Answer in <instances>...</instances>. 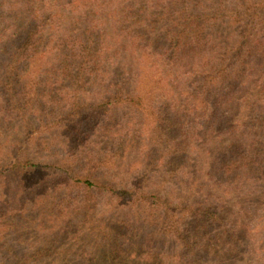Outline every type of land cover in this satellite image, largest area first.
<instances>
[{
  "label": "trees",
  "instance_id": "obj_1",
  "mask_svg": "<svg viewBox=\"0 0 264 264\" xmlns=\"http://www.w3.org/2000/svg\"><path fill=\"white\" fill-rule=\"evenodd\" d=\"M3 7L11 10L15 22L0 20V113L5 110L28 124L30 116L55 102V123L64 127L70 123L77 133L81 123L94 116L126 107L138 115L135 124L149 129L147 138L156 147V160L169 165L167 177L179 174V179L186 177L192 183L183 199L204 188L202 192L216 193L217 204L215 208L170 205L145 192L140 181L100 180L111 170H104L102 153L85 147L90 142L82 132L76 134L78 150L67 159H75L73 165L78 160L87 165L84 173L68 161L61 165L57 157L37 162L15 146L13 157L0 155V180L9 174L32 177L39 171L41 179L56 177L57 189L64 185L65 190L80 189L81 200L87 204L97 196L124 208L130 204L137 218L159 225L154 231L164 237V243L172 242L169 256L186 259L181 258L182 264H199L202 254H211V242H223L221 252L228 253L219 254L216 264H256L253 253L262 248L254 247L264 245L262 226L258 228L251 218L239 225L234 214L228 213L222 193L230 188L248 200L252 197L244 215L259 219L260 210L264 219V0H0ZM42 18L55 26L53 44L38 30L25 31ZM101 18L125 24L120 39L111 40L104 31L94 29ZM158 26L163 32L160 41L152 36ZM143 54L154 57L155 80L138 87ZM112 63L121 64L129 76L123 80L117 74L105 77ZM87 84H104L99 102L84 104L79 93ZM159 125L167 133H156ZM128 139L124 135L114 142L118 152L128 146ZM221 175L226 182L220 183ZM19 190L9 198L15 202L5 204L4 213L23 205L16 196ZM254 196L259 200L253 202ZM130 220L125 216L119 221L127 226ZM211 227L215 233L213 228L209 231ZM154 231L149 233L155 235ZM252 234L256 238L239 254L237 244L245 237L251 240ZM234 257L233 262L227 260ZM256 258L264 264L263 256Z\"/></svg>",
  "mask_w": 264,
  "mask_h": 264
},
{
  "label": "rangeland",
  "instance_id": "obj_2",
  "mask_svg": "<svg viewBox=\"0 0 264 264\" xmlns=\"http://www.w3.org/2000/svg\"><path fill=\"white\" fill-rule=\"evenodd\" d=\"M10 11L7 7L0 9L2 24L15 22ZM45 14L48 16L49 12H45ZM107 20L101 18L102 23L97 21L94 29L104 31V37L111 40L120 39L119 36L125 24L112 23L113 18H107ZM67 27L70 28V26ZM158 28L159 26L152 36L160 41L163 32ZM53 29L55 26L49 24V20L46 18H42L36 24H30L28 28H25V31L38 30L39 36L43 35L46 40H50L48 43L53 44L55 42V36H52L55 33H53ZM139 30L143 32L142 29ZM146 31L148 33L149 29ZM153 58L148 59L145 54L142 55L138 87L154 82L155 78L152 76L154 68L151 65ZM133 67L136 68L135 65ZM102 72L104 71L102 70ZM107 72V75L105 72L103 74L110 79L115 74L121 75L120 80L129 76L124 73L121 64L116 66L112 63L111 69ZM136 84L134 83V85ZM104 89V84H99V86L87 84L86 89H83L79 94L84 104L91 105L100 101V95ZM53 90L55 94V87ZM162 108L165 107L161 104L160 109ZM3 112L0 113V155L5 152V156L13 157L16 146V148L20 147L24 153L36 158L37 162H52L57 157L58 163L61 165L68 161L76 170L84 173L87 165L79 160L73 165L75 159L70 161L67 159L68 156H71L70 154L73 155L75 150H78L77 143L79 141L77 142L76 136L78 135L76 134L82 132L83 138L84 136L88 137L90 142V145L85 147L93 152L102 153L104 155V170H111L109 174H102L100 180L121 184L140 181L145 192L149 195L155 194L156 198H163V201L170 205L180 202L193 204L194 207L209 205L215 208L214 204H217L214 197L216 193L202 192L204 188L201 191L194 190L192 197L187 200L183 199V196L188 195L189 191L187 190L192 183L187 182L186 177L179 179V174L173 178L167 177L166 170H169V165L163 166L162 162L156 160L158 153L155 152L156 147L147 138L149 129L135 124V118L138 119V115L126 107H113L111 112H108L109 115L103 112L102 116H94V119L81 123L82 127L77 133L73 132V126L70 123L67 127L62 126L60 122L55 123V119L58 120L57 117L55 118V102L50 103L44 112L38 111L37 114H33L35 116H30L28 124L17 118H12L11 113ZM122 120L123 125H118ZM108 128H111L109 132H107ZM127 128L128 132H126ZM154 131L159 134L167 133L165 128L161 130L160 125ZM124 135L131 141L127 142L128 146L118 152L119 145H115L114 142L119 141V138L122 139ZM135 141L137 142L132 147ZM83 143L86 144L84 141ZM114 151L118 152L117 156L113 155ZM195 163L191 162L190 164ZM113 176L114 178H112ZM220 177L223 178L220 183L226 182L224 175ZM56 181H58L56 177L48 178V180L41 179L39 171L36 176L32 177L25 174L21 179V176L16 178V175L9 174L6 180H0V264H182V257L172 258L169 256L173 251L172 242L167 240L164 243V237L155 232L159 225L156 222L152 223L137 218L133 213L134 208L129 207L130 204L124 208L125 206H119L116 203H105V198L100 196L96 197L94 203L87 204L81 200L84 193L80 189L65 190L64 184L57 189ZM193 186L195 189V185ZM221 188L224 192L225 188ZM16 189H20L16 196L23 205L15 212L5 211L4 213L5 204L15 202L9 198L15 197ZM219 189L220 186L216 188V192ZM235 194V191L230 188L226 193H222L225 197L224 200L227 201L226 208L227 211H230L228 213L234 214L239 225L244 222L247 224L248 221H251L250 218L257 221V227L262 226L261 234L264 236V219L263 215L262 220L260 219V210L257 211L259 219L254 215L253 217L244 215V209L247 206L250 207L252 197L248 200L246 198L248 196L241 193ZM9 195L11 196L9 197ZM18 200L16 199V203L19 202ZM258 200L259 198L254 196L253 202ZM220 211L227 214L223 209ZM261 212V214L264 213L263 210ZM125 216L126 219L131 218L127 226L126 223L123 224L119 221ZM212 228L214 229L211 227L209 231ZM150 231H154L155 235L149 233ZM253 235L251 240L245 237L243 242L237 244L239 254L249 248L252 240L256 238ZM260 240H264V237ZM262 244L254 247L255 249L262 248L253 253L258 262L262 261L256 258L257 255L264 257V245ZM224 246L223 242H211L213 248L211 254L209 256L202 254L204 259L199 264H216L215 261L219 259V254L223 257L228 255L227 252H221V248ZM127 249L129 250L127 251ZM149 253L153 257L150 258L147 255ZM234 259L235 257L227 260L233 262ZM182 260L186 259L182 258ZM258 262L256 264H259Z\"/></svg>",
  "mask_w": 264,
  "mask_h": 264
}]
</instances>
